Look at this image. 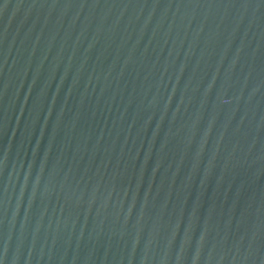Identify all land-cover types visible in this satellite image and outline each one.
Wrapping results in <instances>:
<instances>
[{
	"label": "water",
	"instance_id": "1",
	"mask_svg": "<svg viewBox=\"0 0 264 264\" xmlns=\"http://www.w3.org/2000/svg\"><path fill=\"white\" fill-rule=\"evenodd\" d=\"M0 264H264V0H0Z\"/></svg>",
	"mask_w": 264,
	"mask_h": 264
}]
</instances>
